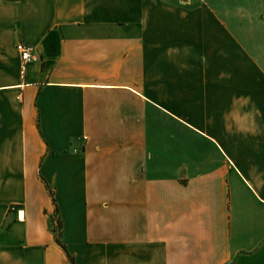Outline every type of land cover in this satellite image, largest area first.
I'll list each match as a JSON object with an SVG mask.
<instances>
[{"label":"crops","instance_id":"0c3cea01","mask_svg":"<svg viewBox=\"0 0 264 264\" xmlns=\"http://www.w3.org/2000/svg\"><path fill=\"white\" fill-rule=\"evenodd\" d=\"M0 264H264V0H0Z\"/></svg>","mask_w":264,"mask_h":264},{"label":"built area","instance_id":"2783aa9c","mask_svg":"<svg viewBox=\"0 0 264 264\" xmlns=\"http://www.w3.org/2000/svg\"><path fill=\"white\" fill-rule=\"evenodd\" d=\"M17 50L20 53V57H21V68L24 69L25 65L34 60V54H33V49L30 46H27L25 44L22 43H18L17 44Z\"/></svg>","mask_w":264,"mask_h":264},{"label":"rangeland","instance_id":"374dc122","mask_svg":"<svg viewBox=\"0 0 264 264\" xmlns=\"http://www.w3.org/2000/svg\"><path fill=\"white\" fill-rule=\"evenodd\" d=\"M23 44V43H22ZM26 45V44H25ZM28 46V45H27ZM16 47H17V45H16ZM17 49V48H16ZM20 54V53H19ZM33 61V60H32ZM31 62V61H30ZM29 63V62H28ZM27 63V64H28ZM26 64V65H27ZM26 65H25V67H26ZM25 67H24V69H25ZM20 68H21V66H20ZM24 69H22L21 68V71L22 72H24ZM61 223H60V219H59V217L57 216V212H56V210H55V212H54V215H53V218L51 219V227H52V229L54 230V231H56V234L57 235H59L60 234V227H61V225H60Z\"/></svg>","mask_w":264,"mask_h":264},{"label":"trees","instance_id":"16d2710c","mask_svg":"<svg viewBox=\"0 0 264 264\" xmlns=\"http://www.w3.org/2000/svg\"><path fill=\"white\" fill-rule=\"evenodd\" d=\"M57 240H58V238H57Z\"/></svg>","mask_w":264,"mask_h":264}]
</instances>
